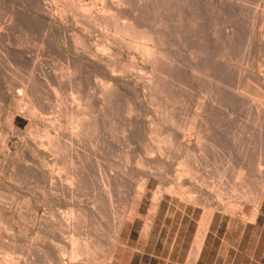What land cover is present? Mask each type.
Masks as SVG:
<instances>
[{"label": "bare ground", "instance_id": "1", "mask_svg": "<svg viewBox=\"0 0 264 264\" xmlns=\"http://www.w3.org/2000/svg\"><path fill=\"white\" fill-rule=\"evenodd\" d=\"M53 1L52 2L56 4V9L60 19L69 23L75 22L76 24L83 26L85 28L90 27L92 29L93 28L96 29L97 31L100 32V35L99 34L98 35L104 40L105 44L102 43L103 44L102 45L100 44V42L92 43L88 37L80 36L78 34H74V38L71 40V43H69V40H66V37L63 32V35H61L62 36L61 39H63L64 45L70 48L71 51L74 53L73 56H70L67 54V52L61 51V49L57 47L54 41L53 33L51 32L50 29L46 27V25L44 24L45 18L40 17L39 16L40 14L33 15L26 11H21V13L19 12L20 13L19 14L16 13L15 11V14H12V16L7 18L6 15L4 16V14L1 13L3 10L0 11V48L4 51V54L8 55L7 57L11 58L10 60L13 61V64L15 62L16 65H20V66L26 65V67H28L27 68L28 72L26 73V75L21 76L19 80L17 79L18 81L15 80V75L12 73L15 70L11 71L12 74H10L9 76L7 75L8 76V79L6 78L7 90L9 91L8 96H10V103L6 109L4 108L5 107L4 101L5 99L8 98V97L6 98L7 96L5 94L6 90H2L3 88L0 90L1 91L0 153H9L10 142L15 138L18 139L20 143L23 142L26 146H28V148H30L35 153L34 154L35 157L38 156L41 159L42 163H40V161L34 158L28 159L29 157L28 158L21 157V159L14 158L10 160L9 163L7 161L5 163L8 164L9 170L13 172V174L15 173L14 176L18 172L25 171L26 169L28 170L29 174L32 177L36 178V180L42 185V189L38 190L39 195L37 197L38 198L37 205L45 206L46 210L53 211L52 212L53 216L51 218L53 221V226H51V228H48L47 230L52 241H54L55 244L57 245L56 247L60 248L62 254V255L60 254V256H62L61 258L63 259L62 263L65 264L89 263L92 255L89 256V249H88L89 247L85 239L86 237H82L80 235L83 234L82 228H83V222L85 216L87 214V203L89 201L91 202L92 200V202H94L95 205L96 204L102 205L101 202H103L104 204L105 202L111 204L112 202H114L112 200L113 196L111 195L112 192L111 188L113 190L114 187L116 188L118 186L117 188L119 189L121 188L119 186L126 185L123 174L116 171L106 173L107 171L105 172L102 169L104 167L103 166L101 167V162L104 161L103 160L104 156L102 155V153L104 154V152H106V150L110 148L107 145L108 143L107 138L103 136L104 133L103 134L101 133L102 132L101 127L104 126L98 125L99 123L100 124L102 123L101 121L99 122L97 120L99 117L98 114L104 116L106 113L104 115L102 113H104L105 109H109V108H111V110L113 108L115 109L116 105L113 108L112 106L115 102L117 103L118 99H121L119 98V96L121 95L120 94L121 88L124 89L127 88L128 89L127 94L129 92L130 94H134V96L131 97V95L129 96L125 94V96L127 95L126 96L127 98H124L121 95L122 99L123 100L125 99V101L122 100L123 101L122 104L125 103L124 104L125 113L129 116V114L134 111H140V115H141L142 111L145 109V100L147 99V101L148 100L151 101V99H154L153 94L157 91L155 90V92H153L154 91L153 89L157 88L159 93L158 87L161 86L159 84L162 81L161 80L157 81L156 79V82H159L158 84H156L153 78L154 77L162 78L160 72L161 73L163 72L165 73V76H163V79L165 81L167 78L168 79L167 81L175 83L174 80L181 71L180 59L181 57L185 59L186 55L189 63H191L193 66L194 65L201 66L199 67V69L200 68L203 69V77L211 78V80L207 78L208 81L210 80L208 84H210L211 86V83H213L211 81L213 80L215 84L213 88L216 89L215 87H217L215 92L217 91L218 93L219 91L218 96L214 97L213 95V97H211L209 95L211 98H213L212 100H215L216 104L214 102V104L210 103L211 105H209V103H206L205 100H202L205 102L204 104V102H202L199 99L200 100L199 104L200 107L202 108H199L197 106L198 104H195L199 110L202 109V112L200 111L199 112L203 113L204 109L207 110L209 114L213 112V116L219 117L220 118L219 120L221 121V119L231 120L233 116L232 111L242 110L244 111V113L245 112L251 114L253 113L252 114L253 116L251 115L252 118L250 117L251 120L249 119L251 122L248 125H244V123L243 125L242 123L241 125L240 124L234 125L236 127V130L232 131L230 133L231 135H229V132L225 130V128L223 127L224 125H222L224 129H222L220 125L217 124L216 127H214V125H212L213 122H210L213 128L212 131L210 130L211 128L208 129L207 127L208 125H206L204 122L207 118L211 117V115L208 117V113L206 114L207 118L205 116L206 119L201 120L199 118L200 123H198V125L196 124L198 120V119L196 120V118L198 116H196L197 114L193 115L194 113H198V110L197 111L194 110L195 112L193 111L194 113L190 115L191 118L188 116L190 118L188 121L184 120L179 123L178 120H175L173 118L174 114L173 115L171 114L173 109L170 108L172 109L169 110L170 114L168 116L164 115L163 118L165 124L163 122H162L163 125H161V122L160 125L149 124L147 126L148 127L147 131L151 135L150 137L152 138V140L157 142L155 144L156 145L158 144L157 147L155 146V148L158 153L157 156H160L159 157L160 159L159 158L156 159L157 158L156 157L155 161H150L153 163L146 162V160L143 161V159L142 160L138 159L137 161L135 160L137 162L138 168H140L141 175L139 179H137V184H135L136 187L132 195V198H130L131 200L129 199L131 201L130 205H127L129 206V208L125 212L120 211V213H117L116 211H115L116 213H114L111 210L112 212L111 215L115 219L113 221L114 240L116 241L121 236L125 224L131 223L137 218V216L139 215L141 216V214H139L137 211L138 207L142 204L145 197L148 196V193L150 192L149 199L151 202V207L148 211V214H146V216H143L145 217L144 218L145 224L141 228L142 236L145 238L148 237L150 235L151 226H153V222L157 215V209H159V206H161V202H163L162 200L165 197V195H169L171 197V200L174 198H178L182 200L186 206L194 207L200 205L204 209L201 216V221H200L201 224L200 223L198 224V227L194 234L193 243L189 251V264H195V262L197 261V259L201 254L206 237L210 233L211 225L214 220V213L218 211L219 202L216 200L209 199L201 192H198L200 190H197L194 187V184L196 183V181L199 180L200 182L201 181H204V183L207 182L205 181V176L207 175V173L203 172L204 173L203 174L202 172H199L200 165L205 164L207 157L209 155L213 156L215 154V153H213V155L211 154L213 151L218 152V148L220 149L221 146L223 147V145H229L230 144L229 142L233 143L234 150L230 151L231 149L228 150L229 149L228 148L227 157L224 155L225 156L224 158L227 160L228 163H230L232 159V155L234 154V159H236L237 168L236 170H232L234 171V173H232V176L235 177V180L232 185L229 184L230 186L228 188L230 189H227L226 187L227 185L224 186L226 188L221 187L220 185L215 188V191L217 197L220 198L224 195L225 191L233 190L234 192L235 190H238L235 192L236 193L240 192L239 195H241V198L243 200L239 201L240 199H236L238 200V202H234V203L233 200L231 203L229 200L228 201L224 200L222 204L225 209L223 210V212H220L221 216L229 215L230 217H236L241 221H250L251 223L256 222L258 217L261 214H264L263 211L264 166L262 168L260 162L261 160L263 161L264 159L263 156H262L263 158H261V155H263L262 151L264 146V102L260 100V97L258 98V94H257L258 90L264 86V77H263L264 75H262L261 69L260 70L258 69V65L257 67H255V65H252L253 67L252 66L249 67L243 64V59L242 61H240V58L239 60L238 58L235 59V55H236L235 52L238 50L239 47L236 46L238 42H236V44L233 43L235 42L234 39L232 43L235 44L237 50L236 51L233 50V47L231 46V41L233 37L232 35L235 34L233 32L234 29H232L233 30L232 31L231 28H235L236 26L232 27L231 25L233 24L230 25L229 15L227 16V18L225 17L227 14L223 16V12L224 11L228 12V9L231 8L233 1L232 2L231 0H53ZM240 2H242L241 4L244 7L246 4L245 2L247 1L244 2L245 4L243 3V0H241ZM32 3L33 4L31 7L33 8H31V10H35L37 13H41L42 15H48L49 17L58 20L59 17L57 18L55 16L54 14L55 11L53 12L52 9L49 7L51 5L48 4L49 5L48 6L44 2V0L43 2L42 0H33ZM16 5H18V3ZM12 7L13 6H11V8ZM18 11L20 10H17V12ZM240 11L238 12L239 14ZM5 12H7V10ZM199 12L205 14L206 17L210 16V18H212L214 15V18L216 17L215 19H217L218 14H222L221 15L223 16L222 24H225L226 22L229 23L228 25H230L231 28L223 27V29L220 31V33H223L222 34L223 38H221L222 40L220 39L218 40L222 42H218L217 40L218 36L222 37V35L220 36L218 34L219 31H217L218 35H215V31L220 29L217 28L219 22L217 23L216 29L212 28L215 31L210 32V34L208 32L209 37H206L208 38V40L205 37H204L206 40L205 42L200 40L203 39L202 35L204 36V34L202 33L203 32L202 26L205 25L199 22L200 19L198 17L201 18V16L198 15ZM183 14H185L186 17ZM235 15L237 16V14ZM24 16L30 19L29 20L30 22L41 21V23L43 22L45 26L41 29V31L39 30V32H35L36 34H38L39 39L37 43L34 41L31 44L33 45V48H30L32 46L29 47V42L26 38L28 35L26 30H24V28L16 30L17 33L14 34L15 29L13 28L14 26L13 24L15 22L23 21L20 18ZM242 16L243 14L240 17L243 18ZM263 18H264V11H263ZM263 18L262 20L264 21ZM212 19H210V21ZM219 19H221V17ZM211 22L214 23L216 21L212 20ZM237 23L238 22H235V24ZM17 24L18 26L20 25L19 23ZM39 25L41 26V24ZM20 26L24 27L23 25ZM53 28H55L56 30H60L61 26L58 25L57 23H53ZM190 33L191 35L202 33L198 36L201 37L198 40V42L195 41L198 43L196 44V46H194L193 44H192L193 46H191V42L192 43L194 42L191 41L190 39H189L190 42L189 40H186L187 43L189 42V45L187 43L185 44V39L188 36V34L190 35ZM87 36L89 35L87 34ZM186 45L189 47H187ZM242 45L244 44L242 43ZM27 47H29V49ZM42 47L45 50H49V51L50 49H52V51L53 49H55L57 50V52L59 51L61 54L66 56L65 59H67V66L66 67L63 66L65 67L64 72L56 73L54 68H51L50 65L47 66L46 64L47 60L44 61L46 58L43 60L41 57V52H45V51H40ZM124 50L126 51L128 50V52L130 51L133 54L131 59L127 62L122 61L123 57L121 56V53ZM184 52L187 53L185 57H183V55L185 54ZM45 55L46 53H44V55L42 56ZM232 55L234 56V58H232ZM137 56L141 57L144 63L149 65V68L145 69L144 67L139 66L136 62ZM237 56L239 55H236V57ZM9 63H7L8 64L7 67H9ZM101 64H104V66L107 68L106 70L111 72L110 76H106L104 74V71L102 73L99 66ZM16 65H14V67H16ZM11 67L13 69V66ZM1 68L3 69L4 66H2ZM22 69H24V67H22ZM142 70H144V72ZM198 71L200 73L202 72L200 70ZM1 72H2L1 74L4 75L5 72H3L2 70ZM6 73L9 74L8 72ZM186 74L187 73H185V75ZM112 75H119L130 78L138 77L136 79L140 78V80L143 79L145 82V87L143 88H145L146 90L147 88L149 90L152 89L150 92L153 93L152 95L148 94L149 92L148 91L147 92L148 95L145 94V92L143 94H140V91L138 92L135 86L130 87L129 84L124 80L116 81L112 77ZM98 76H100V78L96 79ZM92 77L95 79H93ZM194 77H197V79L200 78L198 76H194ZM177 79L179 78L177 77ZM192 80H193V76H192ZM64 83L65 84L67 83L68 86L69 84L70 85L73 84L76 92L86 93L87 98L85 99L84 97H82L84 98L83 99L84 101L81 100L83 102L79 101L75 104L76 110L68 109L67 108L68 106H66L68 102L66 101L67 103L65 102L66 103L65 104L62 99H59L57 97V91L60 90L59 88ZM74 88H72L73 91ZM159 88L162 89L161 87ZM173 88H175V86ZM213 88H211L212 92L214 90ZM48 90L51 91L52 94L55 96L54 98L55 101L53 106L50 105L47 101L48 97L46 96V94L49 93ZM170 90H171V86L168 92H170ZM165 91H167V89ZM209 91L210 92L208 93H212L211 90ZM68 92H66V94ZM162 92L164 93V91ZM160 94L161 93H159V95ZM159 95L157 96L159 97ZM71 96L72 95H70V97ZM128 96L130 98H128ZM172 97L173 95L171 96L170 93L166 92L164 99L162 98V100L168 103L172 99ZM67 99L68 98H66V100ZM149 104L150 102L148 103V105ZM176 104H179V102ZM121 110L123 109L121 108ZM94 111L97 113V115L94 114L95 116L92 115ZM165 111L167 110L165 109ZM162 112H164V110H162ZM145 113L147 114L149 113V111L147 110L145 111ZM62 114L64 116V120H62L61 117H59ZM134 114L135 112L133 113V115ZM136 114L138 115L139 112H137ZM242 114L241 116L245 115ZM118 115L120 116V113ZM201 115L203 117L204 113ZM247 115H245V117H248L250 114L248 116ZM105 116L108 117V115ZM105 116L104 118L106 119ZM139 116L137 118L140 119L141 117ZM120 117H124V115ZM101 118L99 119L101 120ZM151 120L152 119H150V121ZM107 121L109 122L110 119L109 120L107 119ZM140 121L141 120H139V122ZM223 122L225 123L224 120ZM65 123L66 126H63L65 125ZM39 125H42L43 127L41 128L39 127ZM108 126L109 128L107 129ZM108 126H106V130L111 129L110 128L111 124ZM127 126L129 127V129H131V131L133 130L136 136L138 135L140 137L141 134L139 133L143 130L141 124L140 125L132 124ZM235 127L233 128L235 129ZM129 129H127L128 132ZM213 129L216 130L213 131ZM82 134L86 136L85 138L82 139H86V138L88 139V141L85 140V142L87 141L89 143L88 144L89 148H87L88 150H86L87 152L80 151L81 150V149L79 150L80 146L77 148L74 147L75 144H77L79 140H81V138L79 139V137H84ZM130 138L131 139L128 141H131L133 139V137ZM135 138L133 140H135ZM150 145L146 146L145 150L143 149L146 153L152 152V148L150 147ZM209 150H211L212 152L210 153ZM172 153L176 154L175 159L176 158L178 159V161L176 160L177 169L174 170L172 168L175 173L173 174L175 176V183L174 182H173L174 184L171 183L172 185L170 186L168 184V187L165 184L163 185H165L166 187L157 184L154 188H150L149 184L152 177L159 179L161 182L164 181V177L166 176V171L170 167L168 166L169 168H167V165L164 163L163 158L168 157L169 154L172 155ZM101 158L103 161L101 160ZM28 160L30 162H28ZM0 163L2 166L1 168L7 166L5 165L4 161H0ZM59 164L61 166H59ZM63 164L68 165L70 169L65 170V168H62ZM66 165L64 167H66ZM119 166H121V164ZM106 167H108V165H106ZM172 169H170L169 171H171ZM122 170L124 172V169ZM225 170L226 169H224V171ZM222 174H224L223 171ZM206 177L208 179V176ZM250 183H252L254 186L253 187L254 189H250L251 194L249 195V201L251 202L252 207L249 213L246 214L243 212V205H244V200H248V198L247 195L244 193L246 189L244 188L245 190H243V187L246 186L247 188ZM131 190L132 189H130V192ZM89 194L91 195V198H87ZM113 194H115V192ZM119 194L117 195L119 196ZM72 202H75L77 206L76 207H72L73 205L69 206V204L70 203L72 204ZM63 204H66L65 209H62ZM101 205L98 206V208L100 207L99 209L100 211L101 209H105V207L102 208L103 206L101 207ZM43 217L47 218V215L43 214ZM50 217L48 218L50 219ZM56 229L59 232H56ZM75 229L78 230L77 233L75 232ZM110 238L112 239V237ZM114 240L113 242L111 240L112 243L110 242L109 245L111 246L110 247L111 251L107 256L108 260L109 259L111 260V257L113 256L112 252L115 248ZM57 262L58 261H56V263Z\"/></svg>", "mask_w": 264, "mask_h": 264}, {"label": "rangeland", "instance_id": "2", "mask_svg": "<svg viewBox=\"0 0 264 264\" xmlns=\"http://www.w3.org/2000/svg\"><path fill=\"white\" fill-rule=\"evenodd\" d=\"M2 1L0 2V6H1L0 11L1 10H3V11L7 10V12L4 11L5 13L3 11L1 12L2 14H4V16L6 15L7 18L12 16V14H15V11H16V13H19V12L21 13V11H26V12L33 14V15H39L40 14L39 15L40 17L45 18L44 24L53 33L54 41H55L57 47L60 48L61 51L67 52V54L70 56H73L74 53L71 51L70 48H68L67 46L64 45L63 39H61L62 38L61 35H63V32H64V35L66 37V40H69V43H71V40L74 38V34H78L80 36L88 37L92 43H99L100 42V44H102V43L105 44L104 40L99 36L100 32L97 31L96 29H94V28L92 29L90 27L85 28L83 26L76 24L75 22L69 23V22H66V21H63L62 19H60L59 14H58L57 9H56V4L53 3L54 2L53 0H44V2L47 5L48 4L51 5V6H49V5L48 6L52 9L53 12L55 11V13H54L55 16L57 18L59 17L58 20H55L54 18H51L48 15H42L41 13H37L35 10H31V8H33V7H31L33 4L32 3L33 0H28V1L27 0H17V1L16 0H12V1L11 0H2ZM5 1H7V2H5ZM240 1L241 0H239V1L238 0H231V2H232L231 8H233V9L229 8L228 12L227 11L223 12V16H225L227 14L225 16L226 18L229 15L230 25L233 24L231 26L232 27L236 26L235 28H231V26L228 25L229 24L228 22H226L225 24H222V22H223L222 21L223 16H221L222 14H218V16L220 15L219 18L221 17V19H219L218 16H217V19H215L216 17L214 18V15H213V17L211 16L213 18L212 19V18H210V16L206 17L205 14L199 12L198 15L201 16V18L198 17L200 19L199 22H201V23H203V25H205V26H202L203 27L202 33L204 34V36L202 35L203 39H200L201 37H198L202 33H200V34L198 33L196 35H191V33H190V35L188 34V36L185 39V44L187 43L186 40H189V39L194 42V43L191 42V46H193V45L196 46V44H198L197 42L199 39L201 41L205 42L206 41L205 38L209 37L210 32L215 31L212 28L216 29L217 23L219 22L217 28L218 29L220 28V29L215 31V35L219 34L221 36L223 33H220V31L223 29V27H226V28L229 27V28H231V30L234 29V31L233 30L232 31L235 34L232 35L233 37H232V41H231V46L233 47V50H235V51L237 50L236 46L239 47L238 50L240 49L239 51L238 50L236 52L234 51L236 55H239L237 57L235 55V59L238 58V60H239V58H240V61H242V59H243V64L247 65L249 67L252 65H255V67H257V65H258V69L259 70L261 69V73H262V75H264V38H263L264 37L263 36L264 35V21L262 20L263 11H264V9H263L264 8L263 7L264 0H243V3L245 1H247V2H245L246 4L244 3L245 4L244 7L241 4L242 2H240ZM42 2H43V0H42ZM237 2H239L240 4ZM6 3H7V5H6ZM17 3H18V5H16ZM235 3H236V5H235ZM53 4H54V6H53ZM10 5L15 7V8L12 7L13 8L12 9ZM238 6H239V8H238ZM240 6L242 7V9L246 8L248 11L246 9L242 10ZM246 6H248V7H246ZM238 9H239V11L241 10L242 13L240 11V14H239ZM17 10H20V11L17 12ZM234 13L237 14V16ZM7 14H9V15H7ZM185 14H183V15L185 16ZM242 14H243V16H242L243 18L240 17ZM234 15L236 16V18ZM187 16H188V14H187ZM231 16H232L233 20L231 19ZM24 17L20 18L23 21L15 22L13 24L14 25L13 28L15 29L14 34L17 33L16 30L24 28V30H26L27 35H28L26 38L29 42V47L32 46L30 48H33V45H31V44L34 41L37 43L38 39H39L38 34H36L35 32H39V30L41 31V29L45 26H44L43 22L41 23V21H34V22L31 21L30 22L29 21L30 19H28L27 17H25V18ZM204 17L206 19L210 18L213 21H216V22H214L216 24V26L213 22H211L212 20L211 21H210V19L206 20ZM23 18L25 19V21ZM201 20H203V21H201ZM240 20H242V21H240ZM48 21H50V22H48ZM204 21H205V23H204ZM208 22H209V25H208ZM235 22H238V23L235 24ZM17 23H19L20 25H23L24 27H22L20 25L18 26ZM53 23H57L58 25H60L61 26L60 30H56L55 28H53ZM35 24L38 26H36ZM39 24H41V26ZM211 25H212V27H211ZM213 26H215V27H213ZM14 29H13V31H14ZM37 29H38V31H37ZM63 29H66V30H63ZM33 31H34V33H33ZM217 31H219L218 34H217ZM87 32H89V33H87ZM208 32H209V34H208ZM86 33L89 36H87ZM59 34H60V36H59ZM32 37H34V38H32ZM188 37H190V38H188ZM237 37H238V39H237ZM35 38H36V40H35ZM221 38H223V35H222V37L218 36L217 40L218 39L222 40ZM97 39H98V41H97ZM206 39L208 40V38H206ZM233 39L235 42H233ZM190 40H189V42H190ZM195 41H197V42H195ZM189 42L187 43L188 45H189ZM218 42H222V41L218 40ZM232 42L235 44H236V42H238L237 43L238 45L236 44V46H235V44H233ZM242 43L244 45H242ZM242 46H243V48H242ZM29 47H27V48L29 49ZM187 47H189V46H187ZM40 51H45V52H41V57L43 60L46 58L44 61L47 60V63L45 62L47 64V66L50 65L51 68H54L56 73H60V72L65 71V67L67 66V59H65L66 58L65 55L61 54L59 51L57 52V50H55V49H53V51H52V49H50V51H52V52H50L49 50H45L43 47L40 49ZM46 51H48V52H46ZM0 53H1L0 54V57H1L0 60L2 61V63L0 61V69L3 72H5L4 73L5 76H4L3 74H1L2 72L0 70V83L3 85L2 86L0 84L1 85L0 90L2 88H3L2 90H6V92H5V94L7 95L6 98L8 97L4 101V106H5L4 108L6 109L10 103V96H8L9 91L7 90L6 78L8 79V76L13 73L15 75V80L18 81L21 76L26 75V73L28 72V69H27L28 67H26V65H23V66L16 65L15 62L13 64V61L10 60L11 58L7 57L8 55L4 54V51L1 48H0ZM44 53H46V55L42 56V55H44ZM186 54L187 53H185L183 55V57H185ZM132 55L133 54L130 51L128 52V50L127 51L124 50L121 53V56L123 57L122 61H124V62L129 61L131 59ZM186 58H187V55H186L185 59L182 57L180 59V63H181L180 70L181 71L179 74H181V75H179V74L177 75V77L179 79H177V77H176V79L174 80L175 83L167 81L168 80L167 78L165 81L163 79V76H165V73H163V72L162 73L160 72V75H162L161 76L162 78H160V77H158V78L154 77L153 78L155 80L156 84L159 83V82H156V79H157V81H159V80L162 81L159 84L161 86L157 85V86L162 88V89H160L158 87L159 93H161V94L159 95L157 88L153 89L154 90L153 92H155V90L157 92H155L153 94L154 99H151V101L150 100L147 101V99L145 100V109L142 111L143 115L141 113L142 116L140 115V111H134L135 116L133 115L134 112L130 113L129 116L125 113V111H124V104L125 103L122 104V102L125 101V99L123 100L122 96L124 98H127L126 97L127 95H129V96L131 95V97L134 96V94H130L129 92L127 94V90H128L127 88H125V89L121 88V92L123 93L122 94L120 92V94L122 96L120 95L119 98H121V99H118L117 103L115 102L112 106V108H113L116 105L115 109L114 108L112 110H111V108L105 109L104 113H102L103 115L106 113L105 115H108L109 118L104 115L106 117V119H105L104 116H102L100 114L102 117L101 118L100 115L98 114L99 117L97 120L99 122L101 121L102 123L100 124L97 121L99 123V124L98 123L97 124L104 126V127H101L102 128L101 133L102 134L104 133L103 136H105L107 138L108 143H107V141H106V143H107L108 147L110 148V149H107L106 152H104V154L102 153V155L105 158L103 157L104 161L101 158V160L103 161V162H101V167L102 166L104 167L102 169L105 172L107 171L106 173L116 171V172H120L121 174H123V176L125 178L124 181H125L126 185L125 186H119V187H121V188H119L120 190L117 188L118 186L116 188L113 186L114 187L113 190L111 188V191H112L111 195L113 196L112 200L114 202H112L111 204H108L107 202H105V204H104L103 202H101L102 203V205L100 204L101 207L102 206H103L102 208L105 207V209H101V211L103 213L99 210L100 207L98 208V206H100V205H98V204L95 205L94 202H92V200H91V202L89 201L87 203V214L85 216V219L83 222V228H82L83 234H80V235L82 237H86L85 239H86L87 245L89 247L88 248L89 249V256L92 255L91 260L89 261L90 264H107V263L108 264H189V251H190L191 245L193 243L194 234L196 232L198 224L201 221V216H202V213L204 210L200 205H197L194 207L186 206L182 200H180L178 198H174L171 200V197L169 195H165L166 198L165 197L163 198V200H162L163 202H161V206H159V209H157V215H156V218L153 222V226H151L150 235L145 238L141 234V230H142L141 228L145 224V220H144L145 217H143V216H146V214H148V211L151 207V202L149 199L150 192H149L148 196H146L147 198L145 197L144 201L142 202V204L144 206L141 204L138 207L137 211L139 214H141V216L140 215L137 216V218L133 222L127 223L124 225V228L122 230V234L117 239L118 243H117V240L116 241L114 240V228H113L114 222L113 221L115 219L111 215L112 212H114V213H116V212L120 213V211L125 212L129 208V206H127V205H130V203H131L130 198H132V195L134 193V190L136 187L135 184H137V179H139V177L141 175L140 168H138L136 161L138 159H140V160L143 159V161L146 160V162H150V161H155L156 159H158L160 157V156H157L158 153H157V150L155 148V146L157 147L158 144L156 145L155 143H157V142L152 140V138L150 137L151 135L147 131V128H148L147 126L149 124L150 125H160V122H161V125H163L162 122L165 124V122L163 120L164 115L168 116L170 114L169 110H172V109L173 110H172L171 114L172 115L174 114L173 118L175 120H178L179 123L184 121V120L188 121L191 118L190 115L198 110V113L193 114V115L197 114L196 116H198L196 118V120L198 119L196 122V124L198 125V123H200V119L204 120L207 118L206 114L208 113L207 110H205L203 108L204 109L203 110L204 115L202 117L201 114H203V113H200V112H202V109H200V110L198 109V107L202 108V107H200V104H199L200 100L201 101L205 100L206 103H209V105H211L210 103L214 104V102H215V100H212L213 98H211V97H213V95H214V97L219 95V91H218V93H217V91L215 92L217 87H215L216 89L213 88L215 86L214 81L213 80L211 81L213 83L210 82L211 86L213 85L211 87L210 84H208L209 81L211 80V78H209V77L204 78L203 77V69L202 68L199 69V67H201V66H199V65L193 66L191 63H189L188 58L187 59ZM232 58H234L233 55H232ZM142 61L143 60L141 59V57H139V56L136 57V62L139 66H142L145 69L149 68V65H147L146 63H144V61L143 62ZM50 62H52V63H50ZM7 63H9V67H7L8 66ZM14 65H16L17 68L14 67ZM2 66H4L5 69L4 68L3 69L5 71L1 68ZM11 66H13V69ZM63 66H65V67H63ZM99 66H100L102 73L104 71V74L106 76H110L111 72L106 70L107 68L104 66V64H101ZM22 67H24V69H22ZM7 69H8V71H7ZM13 70H15V71L11 73V71H13ZM198 70H200L202 72L200 73ZM142 71L144 72V70H142ZM6 72H8L9 74H7ZM15 72H17V73H15ZM184 72L187 74L185 75ZM16 76L19 78H17ZM192 76H193V80H192ZM194 76L200 77L198 79H201V80H198L197 77H194ZM112 77L116 81H119V80L126 81L130 87L135 86L136 89L138 90V92L140 91V94H143L144 92H145V94H147L148 91L150 92L152 90V89L149 90L148 88L146 90L145 88H143V87H145V82L143 79H141V80H140V78L136 79L138 77H134L135 79L133 77L130 78V77L119 76V75H112ZM202 77L204 78V80ZM98 78H100V76H98L96 79H98ZM207 78H209L210 80L208 81ZM93 79H95V78H93ZM163 82H164V84H163ZM166 82H168V83H166ZM136 83H138V84H136ZM178 83H179V85H178ZM140 84H142V85H140ZM65 85H66V87H65ZM71 85L69 84V86L71 87L70 88L67 83L66 84L64 83L59 88L60 90H58V87H57V90H58L57 91V97L59 99H62L64 101V103L66 101L68 102V103L66 102L68 105L65 103L66 106H68L67 107L68 109L76 110L75 104L79 101L83 102L84 101L83 99L84 98L86 99L87 97H86L85 92H83V93L82 92H76L73 84H71ZM170 86H171V90H170V92H168ZM174 86H175V88H173ZM55 87H56V85H55ZM206 87H208V88H206ZM72 88H74V91ZM141 88H143L144 90ZM211 88L214 89L213 92H212ZM166 89H167V91H165ZM206 89L211 90V92L213 94L208 93L210 91L209 90L207 91ZM260 89L257 92L258 98L260 97V100L262 102H264V97H263L264 96V86ZM62 90H64V91H62ZM59 91H61V92H59ZM162 91H164V93ZM48 92L49 93L46 94V96L48 97L47 101L50 105L53 106L54 101H55V99H54L55 96L52 94L51 91L48 90ZM50 92H51V94H50ZM66 92H68V93L66 94ZM149 92H148V94L152 95L153 92H150V93ZM166 92L170 93L171 96L173 95L172 99L168 103H166V101L162 100V98L164 99ZM175 92L176 93L178 92V93L176 94ZM181 93H182V95H181ZM69 94L72 96L70 97ZM125 94H127V95L125 96ZM73 95H74V97H73ZM155 95H156L157 99L155 98ZM157 95H159V97ZM162 95H164V96H162ZM0 96H1V91H0ZM129 96H128V98H130ZM174 96H176V97H174ZM82 97H84V98H82ZM66 98H68V99L66 100ZM49 99L51 100V102ZM182 99H184V100H182ZM81 100H83V101H81ZM156 100L157 101L159 100L158 101L159 103ZM210 101H213V102H210ZM91 102H92V100H91ZM147 102L148 103L150 102V104L148 105ZM178 102H179V104H182V105L176 104ZM202 102H204V101H202ZM205 102H204V104H205ZM69 103H70V105H69ZM195 104H198L197 105L198 107ZM215 104H216V102H215ZM118 106H120V107H118ZM180 106H182V107H180ZM157 107H159V108H157ZM121 108L123 110H121ZM146 108L149 111V113H147V114L145 113V111H147ZM170 108H172V109H170ZM165 109L167 111H165ZM110 110H111V113H110ZM162 110H164V112H162ZM176 110H178V111H176ZM117 112L120 113V116L124 115V117H120L118 115L119 113H117ZM122 112H123V114H122ZM137 112H139L138 115L136 114ZM238 112L240 115L238 114ZM240 112H242L243 114L246 113V112L244 113V111H242V110L241 111H232V115H233L231 118L232 121L223 119L225 121V123L223 122L222 119H221V121H222L221 122L219 120L220 119L219 117H214L213 112H211L210 114L208 113V117L211 115V117H209L210 119L207 118L204 122L206 125H208L207 126L208 129L211 128L210 129L211 131L213 128L212 125H214V127H216V125L218 124V125H220V127L222 129L225 128V130H227L229 132V135H231L230 133L232 131L236 130V127L234 125H238V124L241 125V123H242V125H243V123H244V125H248L251 122L250 120L253 116L252 115L253 113L252 114L246 113L245 115H247V114L248 115L250 114V115L249 116L247 115L248 117H245V115H243ZM94 114L97 115V113L95 111L92 113V115L95 116ZM241 114L243 116H241ZM175 115H178L179 117L175 116ZM138 116L141 118L140 119L137 118ZM205 116H206V118H205ZM59 117H61V119L64 120L63 114ZM112 117L113 118L116 117L117 120H116V118L113 119ZM99 118H101V120ZM156 118H157V120H156ZM211 118H212V120H211ZM107 119L108 120L110 119V121L108 122ZM131 119H132V121H131ZM150 119H152L151 120L152 122L150 121ZM139 120H141V121L139 122ZM124 121H126V122H124ZM210 122H213L212 125ZM245 122H246V124H245ZM130 123H132L133 125H137V124L140 125L141 124V126L143 127V130L141 131L142 133L141 132L139 133V134H141L140 135L141 139L138 135L137 136L139 138L134 134L133 130L131 131V129H129V127L127 125H132ZM152 123H154V124H152ZM110 124H111V126H110L111 129L106 130V126H108ZM112 125H113V127H112ZM222 125H224L223 126L224 128L222 127ZM63 126H66V123ZM39 127L42 128L43 126L39 125ZM124 127H125V129H124ZM233 127H235V129ZM108 128H109V126L107 127V129ZM126 128L129 129V132ZM104 130H105V132H104ZM214 130H216V129H213V131ZM83 136L84 137H79V139L81 138V140H79V142L77 144H75L76 143V141H75L74 147L77 148L80 146L81 147V148L79 147V150L81 149L80 151L87 152L86 150H88L87 148H89V146H88L89 143L87 142L88 141L87 138L82 139V138L86 137L85 135H83ZM135 136H136V138H135ZM130 137H133V139L135 138V140L132 139L131 141H128L131 139ZM85 140H87L86 141L87 143L85 142ZM81 142H83V143H81ZM109 142L111 143V145ZM126 143H128V144H126ZM229 143H230L229 144L230 146L229 145H223V147L221 146L220 149L218 148V152L217 151L212 152L211 150H209L210 153L212 152L211 153L212 155H213V153H215L214 154L215 157H214V155L213 156L209 155L210 157L209 156L207 157L205 164L200 165V171H199L202 173L203 172L207 173L206 176H208V179L205 176V181H207V182L204 183V181L200 182V180H199V181H196V183L194 184V187L197 190H200L198 192H201L203 195L207 196L209 199L216 200L219 202L218 211L214 213V220L212 222L210 233H209V235L211 233H215V234H213V236H212L213 238L211 239L212 240V248H211V251L208 255L207 261L204 262L203 264H264V214H261L258 217L256 222L251 223L250 221H241L238 218L230 217L229 215L221 216V213H220V212H223V210L225 209L223 204H222L224 202V200H226V201L229 200L230 203L232 202V200H233V203L238 202V200H236V199H240L239 201L243 200L241 198V195H239L240 192H237V193L235 192L238 190H235L234 191L235 193L233 192V190L225 191L226 194L224 193V195L220 198L217 197V194L215 191V188L220 186V185H221V187H224L225 185H227L226 186L227 189H230L228 187L230 185H232L234 180H235V177L232 176V173H234V171H232V170H236V168H237L236 159H234V154L232 155V159H231L230 163H228L227 160L224 158L225 156L227 157V149L228 148H229L228 150L231 149L230 151L234 150L233 149L234 148L233 143H231V142H229ZM147 144L148 145L151 144L150 147L152 148V152H150V153H146L144 151L146 146H148ZM122 146H124V147H122ZM9 147H10V150H9L10 155H9V153H0V161H4V163L7 161L9 163V161L14 159V158L21 159V157H24V158L29 157L28 159L34 158V159H37L38 161H40V163H42L41 159L38 156L35 157V155H34L35 153L30 148H28V146H26L23 142L20 143V141L18 139L14 138L10 142ZM262 152H263V155H261V158L264 157V146H263ZM113 153H115V154H113ZM153 153H155V154H153ZM123 154H125V155H123ZM109 155H111V156H109ZM172 155H173V157H172ZM172 155L169 154L170 157L168 156L166 158H163V161L167 165V168L170 167L169 169L166 168L167 171H166V176L164 177V181L161 182L159 179L152 177L150 180V184H149L150 188H154L157 184H160L164 187H166V186L168 187V184L170 186V185H172L171 183H173V182L175 183V176L173 174H175L174 170L177 169L176 167H177L178 159L177 158L175 159L176 154L172 153ZM216 156H219V157H216ZM153 157H154V159H153ZM166 160H168V161H166ZM263 161H264V159H263ZM263 161L262 160L260 161L262 168L264 166ZM28 162H30V161L28 160ZM150 163H153V162H150ZM120 164H121V166H119ZM5 165H7V166H5L4 168H1L2 166L0 163V264H58V263L59 264H65V263H62L63 259L61 258L62 256H60V254H61L60 248L56 247L57 245L55 244L54 241H52L51 237L48 234V230H47L48 228H51V226H53V221L51 219L53 216V213H52L53 211L49 210L50 211L49 212L48 210H46L45 206H41V205L38 206L37 205V202H38L37 197L39 195L38 190L42 189V185L36 180V178L32 177L29 174L28 170L25 169V171L18 172L14 176L15 173L13 174V172H11L9 170L8 164L5 163ZM63 165H62V168H65V170L70 169V167L68 165L65 164L66 167H64L65 165L64 166ZM106 165H108V167H106ZM59 166H61V165L59 164ZM117 167H118V169H117ZM121 168L124 169V172ZM203 168L205 171L203 170ZM205 168L207 169V171ZM170 169H172L173 171L172 170H171L172 172L169 171ZM221 169H223V170H221ZM224 169H226V170L224 171ZM222 171L224 174H222ZM226 172H227V174H226ZM124 173H125V175H124ZM163 184H165L166 186ZM226 187H224V188H226ZM253 187L254 186L252 183H250L247 188H246V186L243 187V190H245V189L247 190V191L245 190L244 193L247 195V198H248V200H244V205H243V212L246 214L249 213V211L251 210V207H252V204L249 201V195L251 194L250 189H254ZM130 189H132L131 192H130ZM118 190H119L120 194H119ZM124 191H125V193H124ZM114 192H115V194H113ZM123 193H124V195H123ZM130 193H132V194H130ZM117 194H119V196ZM89 195L87 196V198H91V195H90V197H89ZM238 195H239V197H238ZM85 197H86V195H85ZM128 201H130V202H128ZM91 203H93V204H91ZM65 206H66V204H63L62 209H65ZM69 206L76 207L77 204L75 202H72V204L70 203ZM221 208H223V209H221ZM97 210H99V211H97ZM111 210H112V212H111ZM263 211H264V206H263ZM43 214L47 215V218H44ZM48 217H50V219ZM141 218H142V220H141ZM45 226H48V227H45ZM56 232H59V231L56 229ZM75 232L77 233L78 230L75 229ZM110 237H112V239ZM208 238H209V236H208ZM111 240H112V242H113V240L115 241V248L112 252V255L114 257L112 256L111 260L110 259L108 260L107 256H108L109 252L111 251V249H110L111 246H109ZM140 242H142V243H140ZM49 250H50V253H49ZM104 257L106 260L104 259ZM56 261H58V262L56 263ZM67 264H69V263H67Z\"/></svg>", "mask_w": 264, "mask_h": 264}, {"label": "crops", "instance_id": "3", "mask_svg": "<svg viewBox=\"0 0 264 264\" xmlns=\"http://www.w3.org/2000/svg\"><path fill=\"white\" fill-rule=\"evenodd\" d=\"M213 234L215 233H211L208 238V236L206 237V240H205V243H204V246H203V249L201 251V254L199 256V258L197 259V261L195 262V264H203L204 262L207 261V258H208V255L211 251V248H212V236Z\"/></svg>", "mask_w": 264, "mask_h": 264}]
</instances>
